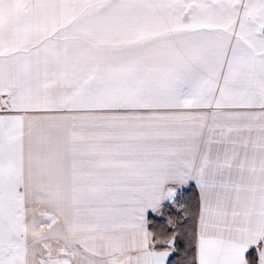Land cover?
<instances>
[{
	"label": "snow or ice",
	"instance_id": "snow-or-ice-1",
	"mask_svg": "<svg viewBox=\"0 0 264 264\" xmlns=\"http://www.w3.org/2000/svg\"><path fill=\"white\" fill-rule=\"evenodd\" d=\"M0 264H264V0H0Z\"/></svg>",
	"mask_w": 264,
	"mask_h": 264
}]
</instances>
